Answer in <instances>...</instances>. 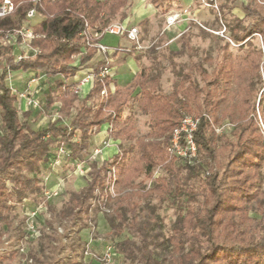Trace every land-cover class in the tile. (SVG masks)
<instances>
[{
    "label": "trees",
    "instance_id": "trees-1",
    "mask_svg": "<svg viewBox=\"0 0 264 264\" xmlns=\"http://www.w3.org/2000/svg\"><path fill=\"white\" fill-rule=\"evenodd\" d=\"M13 1L16 4L15 11L0 17V30L19 28L31 8H35L43 19L32 26L33 32L39 35L31 40V45L39 49L34 56L16 62L11 46L0 48V54L3 51L7 54L5 65L0 70V123L6 130L0 132V213L8 207L11 196L21 201L28 193L41 191L37 183L40 165L48 163L53 156L51 150L54 143L65 145L70 150V159L83 161L89 136L98 133L102 125L110 126V138H132L128 124L123 123V128L119 127L116 111L124 103L120 91L132 87L129 93H133L138 88L139 93L143 91L140 104L144 111L151 114L150 124L154 129L139 138L137 160L125 162L123 156L126 150H120L100 164L92 162L91 179L86 180L79 190L68 193L62 213L77 219L88 213L99 195L105 194L109 201L113 200L116 204L115 213L106 218L109 227L116 233L124 228L138 233L142 241L138 249L139 258L143 264H264V235L254 236L251 227L253 217L248 215L254 204L264 223V192L260 170L264 162V138L252 116L257 96L253 79L256 77L260 80L259 63L262 61L264 65V5L259 4L258 0L244 4L245 17L249 21L242 34L233 35L236 41H240L258 33L263 49L250 48L241 57L230 55L224 59L225 65L218 67L210 77L202 69L199 71L205 81L202 87L198 88L188 74L187 86L181 85L172 97L161 96L155 93L153 86L149 87L155 81L147 79L145 69L135 74L128 85L121 87L115 84L114 90L109 87L111 78L94 79L86 96L80 99V105L69 124L49 121L44 127L28 131L31 112H24L23 118L20 117L15 104L17 97L6 83L8 71H36L48 77L61 76L56 79L60 95L57 100L49 95L46 105L50 107L59 101L60 115L68 116L79 96L64 80L75 75L96 53L93 47L83 51L82 31L87 26L98 29L107 26L127 0ZM120 16L124 17L122 14ZM76 57L79 62L74 65ZM100 64H94L93 68L97 70ZM244 76L249 79L247 83L241 82ZM233 83L237 85L238 100L224 113L232 125V139L218 135L211 126L209 116L214 122H220L215 113L219 103L217 95L219 91L224 95ZM146 86L149 88L146 89ZM220 86H223L222 90ZM104 87L107 92L101 95L100 103L95 107L87 106L88 100L99 95ZM178 92L186 98L184 101H174ZM200 93L201 101L198 98ZM261 99L260 96L258 109L264 113V101L261 102ZM193 106L202 110L196 114L200 116V123L194 134L197 161L194 164L182 163L189 176L197 178L198 184L182 180L181 168H176L167 159L165 150L172 130L181 120L180 110L192 111ZM110 108L112 111H108ZM76 132L80 133L78 140H74ZM161 137L163 146L159 140ZM156 165L170 174L173 186L170 188L164 177H157L146 192L156 191L161 198L164 192L170 193L184 203L185 209L176 218L167 238L168 246L171 247L167 263L155 257L156 244L147 229L148 222L140 223L137 220L139 200L145 191L144 188L134 190L133 179L142 172L152 178ZM112 169L115 176L113 186L116 192L122 193L113 197L105 189L109 184L107 180L112 178ZM5 179L14 183L12 192L5 188ZM246 221L251 223L245 225ZM116 246L126 256L132 259L137 257L127 239L118 241Z\"/></svg>",
    "mask_w": 264,
    "mask_h": 264
},
{
    "label": "rangeland",
    "instance_id": "rangeland-1",
    "mask_svg": "<svg viewBox=\"0 0 264 264\" xmlns=\"http://www.w3.org/2000/svg\"><path fill=\"white\" fill-rule=\"evenodd\" d=\"M154 1H157V4H154ZM207 1L209 0H195V5L192 4L187 8L183 4V0H146V2H151L156 6L154 18H146L140 23L131 24L124 21L131 15L133 8V0H127L126 4L110 19L111 22H123L127 26L137 27L140 41L145 47L142 50H137V52L132 50L125 53L136 55L138 59L136 74L145 69L147 79L155 81L149 87L153 86L156 94L172 97L181 85L187 86L189 84V80L186 79L188 74H190L191 80L200 88L205 84L200 73L202 69L210 77L213 71L225 65L223 64L224 59L230 55L241 57L250 48L263 49L262 39L258 33H254L252 37H246L240 41L233 38L234 34H242L243 28L249 21V18L245 17L246 12L243 5L250 0H215V6L205 5L204 2ZM258 3L264 5V0H258ZM196 5H200V12L193 9ZM195 12H197L196 15ZM121 14L124 16L123 18L120 16ZM169 14H177L178 16L175 21L177 28L170 33L175 38L170 41L167 38L168 28L165 21L166 16ZM37 19L38 17L34 16L30 23H34ZM110 38L116 39L117 37L107 34L104 41L113 43L112 41L108 42ZM152 41H155V43L150 46ZM124 43L122 46L125 48L131 45L128 40ZM4 46L6 47V45L0 43V48ZM111 54L113 53L109 55ZM6 55L4 51L0 54V70L5 65ZM93 57L80 70L102 63L105 56L96 60H93ZM78 62V57H76L74 65ZM120 70V77L116 76L115 79H131L127 64ZM259 73L260 80L256 77L253 79L257 96L255 112L252 116L264 138V113L258 109L259 97H262L261 102L264 101V65L262 66V61L259 63ZM19 74L22 73L8 71L6 75V83L19 91H22L25 86L28 87L32 78L37 79L39 84L46 83V87L39 90V93L31 89L32 94L40 102V109L32 107L33 111L28 117V131L44 127L49 121H56L60 124L70 123L80 105L81 98L75 100V107L71 109L68 116H61L59 102L55 101L50 107L46 105V99L49 95L55 100L60 95L56 87V79L45 76L43 72L32 74L29 77L22 74V78H18L21 81L16 85L13 82ZM248 80V77L244 76L241 82L247 83ZM117 85L120 86V82H117ZM47 86L49 87L47 88ZM236 86V83H233L224 95L221 91L217 95L219 103L215 113L220 122H214L213 118L209 116L213 129L216 126H223L224 128L221 132H215L218 135L232 139V125L230 127L226 125L229 120L224 113L232 103L234 104L238 100ZM149 87L146 86L145 88ZM222 88L223 86H220V90ZM131 89L132 87L129 88V90ZM129 90L122 89L120 91L124 103L116 111V115L119 118L120 128H123V123L131 127L129 134L132 138H108L107 126H101L103 127L102 133H93L89 136L83 161L77 162L63 157L58 162L50 164L53 159V156H51L48 163L40 165L37 183L41 186V191L28 193L22 197L21 201H18L14 195L11 196L7 204L8 207L0 213V264H143L139 258L138 249L141 247L142 241L138 233L127 231L125 228L120 233H116L109 227L106 218L115 213L116 204L113 200L109 201L104 193V195H99L96 202H93L87 214H82L77 219L71 218L65 212L62 213L69 197L68 193L80 189V187H77L76 181L80 180L81 183L86 184V180L91 179L90 165L92 162L100 164L103 160L110 159L113 154L120 150H126V154L123 156L125 162L137 160L136 146L139 138L153 131L154 128L150 124L151 114L144 111L140 104L143 91L139 93L138 88H136L133 93H129ZM101 98V94L96 95L88 100L87 106L95 107L100 103ZM198 98L200 101L202 100L201 93ZM185 99L181 92L174 96V101H184ZM235 109L237 111L236 107ZM109 110L112 111L111 108ZM201 111L197 110L195 106H193L192 111L180 110L181 115L185 113L198 114ZM19 115L23 118L21 114ZM5 131L3 124L0 123V132ZM79 138L80 133L76 132L74 140ZM151 138L155 139L154 136ZM159 140L162 142L161 146H163V137ZM57 146L54 143L51 152ZM167 159L169 160V158ZM169 161L176 168H181L180 176L182 180L198 184L197 178L189 176L187 168L181 161L175 159ZM260 170L261 188L264 192V162ZM111 176L112 178L115 177L114 173ZM157 177H164L166 184L170 188L173 186L172 177L160 165L154 167L152 178L147 177L142 172L140 176L133 179L134 190L144 188L143 191H145V194L139 200L137 220L140 223L148 222H145L148 225L147 229L156 244V248L154 247V250H156L155 257L167 263L170 259L171 249L168 246L167 238L172 232L176 218L183 214L185 209L184 203L176 200L170 193L164 192L161 198L156 191L146 192L154 185V180ZM112 178L107 180L109 184L105 189L113 197L122 193L116 192L117 190L113 186L115 180ZM13 187L14 183L5 179L7 191L12 192ZM96 193H98L97 189ZM43 200L45 201L44 209L42 211L37 210V216L31 218L28 213L36 210L37 204ZM252 206V209L248 212V215L253 217L251 227L254 236L260 237L264 235V223L260 220L261 215L255 210V205ZM31 220L36 232L28 234L27 224ZM249 223L251 222L246 221L245 225ZM125 239L129 241V245L134 247L137 254L136 258L132 259L117 249L116 243ZM106 252H111L108 259L105 258Z\"/></svg>",
    "mask_w": 264,
    "mask_h": 264
},
{
    "label": "built area",
    "instance_id": "built-area-1",
    "mask_svg": "<svg viewBox=\"0 0 264 264\" xmlns=\"http://www.w3.org/2000/svg\"><path fill=\"white\" fill-rule=\"evenodd\" d=\"M56 1V0H52ZM215 0H209L204 2L205 5L215 6ZM16 4L13 0H0V17L12 14L15 11ZM43 16L36 11L35 8H31L27 11L24 20L21 22L20 27L14 30H0V43L2 45H9L12 49V54L14 56V61H20L24 58L34 56L39 52L37 47L31 45V40L39 36L33 32L30 20L34 17ZM178 16L177 14H170L166 16L167 28L175 23ZM83 36V51L87 47H93L97 52L106 54L103 58V62L99 65L98 69L94 68L87 71L84 76L80 79L79 83H89L94 81V79H103L106 77L111 78L113 54L118 52H131L132 50H142L145 46L141 43L138 30L136 26H127L123 22H111L107 26L98 28H92L87 26L84 31H82ZM117 35L126 38L130 43V47L109 46L101 38L106 35ZM170 41V40H169ZM155 41L151 42L150 46H153ZM110 53H113L109 55ZM11 92L17 97L18 100H23L27 106L40 109V102L37 97L32 94L29 86L22 91L17 90L15 87L10 86ZM72 91L78 93L77 85H70ZM107 89L104 87L101 91V95H106ZM209 119V118H208ZM210 120V119H209ZM211 121V120H210ZM200 123V116L196 114L185 113L182 115L179 124L172 130L169 140L166 144V153L169 159L179 160L181 162H186L188 164H194L197 161V145L194 138L195 131ZM228 127L231 126L230 123L226 124ZM110 126H107L108 132ZM216 132H221L224 128L223 126L214 127ZM49 135H47L48 137ZM108 138H110L108 136ZM105 142V141H104ZM98 151V150H96ZM119 152V151H118ZM117 152V153H118ZM53 154V159L50 164H54L59 161V159L65 157L70 158V150L63 144L57 146V148L51 152ZM76 161V160H75ZM78 162V161H77ZM81 162V161H80ZM113 174V169L110 172V176ZM112 177V176H111ZM114 178V177H113ZM45 207V201H41L37 204L36 210L29 212L31 218L37 216V210L42 211ZM27 233L33 234L36 230L33 228V221L31 220L27 224ZM111 252L105 253V258L108 259Z\"/></svg>",
    "mask_w": 264,
    "mask_h": 264
},
{
    "label": "crops",
    "instance_id": "crops-1",
    "mask_svg": "<svg viewBox=\"0 0 264 264\" xmlns=\"http://www.w3.org/2000/svg\"><path fill=\"white\" fill-rule=\"evenodd\" d=\"M183 4L188 8L190 5L194 4L195 5V0H183ZM155 5H153L151 2H146V0H133V8H132V11H131V15L129 17H127L126 19H124V21H128L129 23L131 24H136V23H140L142 20L146 19V18H154V14L156 13V9H155ZM200 5H196L194 6L193 9H195V11H201L200 10ZM197 12H195V15L197 14ZM170 15V14H169ZM43 18L42 17H38L37 20L34 21V23H32L33 25L40 22ZM177 28V24L174 23L173 25L169 26L168 29H167V38L169 40H172L174 39L175 37L170 33L175 29ZM169 34V36H168ZM106 35H104L102 38H101V41H103L104 43H106L104 41V38H105ZM115 37H117L116 39H108V42L112 41L113 43H106L108 45H124L127 40L124 38V37H120V36H117V35H113ZM137 52V51H136ZM106 54H102V53H96L93 57V60L95 59H102ZM137 63H138V59L136 57V55H134L133 53H125V52H118L116 54L113 55V62H112V70H111V82L109 83V87H110V90H113L114 89V86L115 84H117V82H120V86L123 87V86H126L128 85L132 79L134 78L137 70H138V67H137ZM127 64V66L129 67V72L131 74V79L130 80H125V79H122V80H117L115 79V77H120V72H121V68H123L125 65ZM93 67H88L84 70H79L76 72L75 75L67 78L66 80H64L66 82V84H75L78 86L79 90H78V96L79 98H83L86 96V94L88 93V91L90 90V88L92 87V82H89V83H84V84H81L79 83L80 79L84 76V74L89 71V69H92ZM22 73V74H25V77H29L31 76L32 74H35V73H39V72H36V71H21V70H17L15 71V73ZM22 74H19L15 80H14V84L17 85V83L19 81H21V79H18L19 77L22 78ZM44 74V73H43ZM45 75V74H44ZM46 76V75H45ZM55 79H60L61 76L57 75L55 77H53ZM27 87V86H25ZM24 87V88H25ZM37 87H39L37 89ZM44 87H46V83H42V84H39V81L35 78H32L30 80V84H29V88L32 89V91L36 92V93H39V90H42ZM49 86H47L48 88ZM23 88V89H24ZM56 102H59V101H56ZM60 103V102H59ZM16 107H17V110H18V113L19 114H23L24 112H28L30 111L32 113V107L30 106H27L23 100H18L16 101ZM30 113V115H31ZM29 115V116H30ZM29 121V120H28ZM104 126V125H102ZM103 131V127H100V130L99 132L102 133ZM77 187H80L82 188L84 186V182L81 183L80 180H77Z\"/></svg>",
    "mask_w": 264,
    "mask_h": 264
}]
</instances>
